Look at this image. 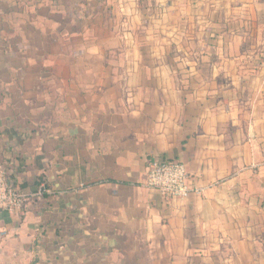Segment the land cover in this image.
<instances>
[{
    "label": "crops",
    "instance_id": "0c3cea01",
    "mask_svg": "<svg viewBox=\"0 0 264 264\" xmlns=\"http://www.w3.org/2000/svg\"><path fill=\"white\" fill-rule=\"evenodd\" d=\"M0 164V264H264V0H0Z\"/></svg>",
    "mask_w": 264,
    "mask_h": 264
},
{
    "label": "built area",
    "instance_id": "2783aa9c",
    "mask_svg": "<svg viewBox=\"0 0 264 264\" xmlns=\"http://www.w3.org/2000/svg\"><path fill=\"white\" fill-rule=\"evenodd\" d=\"M188 177L187 168L181 161L152 158L147 165L145 186L174 200H185L192 195H202L204 188L190 185ZM47 193L49 190L44 182L38 185L33 194L23 193L14 186L8 178L7 169L0 164V212L5 211L10 216L20 219L32 198ZM5 233L6 230L0 222V238L5 236Z\"/></svg>",
    "mask_w": 264,
    "mask_h": 264
}]
</instances>
